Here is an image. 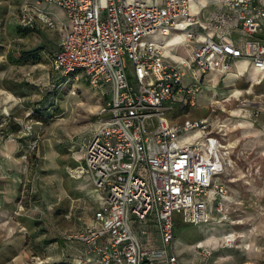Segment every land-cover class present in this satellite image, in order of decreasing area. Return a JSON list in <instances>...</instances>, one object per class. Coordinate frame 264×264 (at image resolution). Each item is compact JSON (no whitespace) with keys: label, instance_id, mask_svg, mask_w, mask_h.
<instances>
[{"label":"built area","instance_id":"2783aa9c","mask_svg":"<svg viewBox=\"0 0 264 264\" xmlns=\"http://www.w3.org/2000/svg\"><path fill=\"white\" fill-rule=\"evenodd\" d=\"M41 2L56 4L68 21L50 55L52 69L110 89L77 167L76 178L87 174L103 201L93 223L65 236L82 244L75 248L74 264H180L174 250L176 218L195 225L227 217L221 177L232 150L223 134L224 116L171 121L167 113L176 108L172 102L178 109L195 105L202 76L226 73L235 59H248L264 74V44L256 36L264 0H224L226 10L210 19L215 36L199 29L200 13L191 0H26L19 7L21 28H33L37 21L55 28L53 15L39 7ZM234 28L239 38L230 35ZM165 37L192 43L189 57L167 59ZM235 92L227 103L241 118L256 122L264 114V94L251 87ZM217 109L228 110L225 104ZM9 116L4 111L0 127ZM235 240L227 234L223 246L232 247ZM196 253L201 261L193 264H206L211 256L201 243Z\"/></svg>","mask_w":264,"mask_h":264},{"label":"rangeland","instance_id":"374dc122","mask_svg":"<svg viewBox=\"0 0 264 264\" xmlns=\"http://www.w3.org/2000/svg\"><path fill=\"white\" fill-rule=\"evenodd\" d=\"M24 1L0 0V110L3 116L8 107L10 122L20 125L13 134L20 140L18 164L14 167L21 172L20 193L10 217V245L0 250V260L4 253L10 254L11 264H72L62 261L76 248L65 236L90 225L97 204L102 202L87 174L76 178L77 167L83 162L81 142L97 128V110L110 96V89L92 87L81 77L76 80L60 76L52 69L50 55L65 33L67 17L56 4L41 2L39 7L53 15L55 28L38 22L33 28L23 29L18 24V13ZM148 2L159 4V0ZM170 39H163L170 43L165 49L167 56L172 55L175 61L176 54H187L182 41ZM8 52L23 53L25 62L11 64ZM230 74L231 69L204 74L195 105L178 109V104L172 102L176 108L167 113L171 121L224 116L227 129L223 134L232 150L230 165L221 177L227 190V217L214 216L209 223L195 225L176 218L174 250L180 264L201 261L196 253L200 241L211 250L206 264H264V136L259 125L264 117L249 123L234 105L227 103L229 92L241 88L230 84ZM245 76L235 82L245 81ZM189 78L185 76V84ZM251 79L253 83L260 79L262 87L256 90L263 93L264 74L257 72ZM13 88L16 94L8 91ZM220 104L228 110H213ZM235 119L245 124L240 126ZM26 125L31 129L25 130ZM79 184H86L85 189ZM227 234L236 237L232 247L223 246ZM153 237L159 242L158 234Z\"/></svg>","mask_w":264,"mask_h":264},{"label":"crops","instance_id":"0c3cea01","mask_svg":"<svg viewBox=\"0 0 264 264\" xmlns=\"http://www.w3.org/2000/svg\"><path fill=\"white\" fill-rule=\"evenodd\" d=\"M146 1H151V0H146ZM162 0H159V3H161ZM192 6H193V10H199V17L201 20V26L199 27V29H201V31L207 35L210 36H215V33H217V31H215L213 25L210 23V19L214 18L215 16H217L218 14L224 12L226 10V6L224 5V0H192ZM39 23H41L40 21H37L36 25ZM221 31V30H220ZM230 35L235 37V38H239L240 32L238 31L237 28L232 29L231 31H229ZM256 36L261 40V42L264 44V19L262 22V29L259 31V33L256 34ZM204 37H200L199 40H202ZM170 40H176L179 42V40H177L176 38H172ZM183 45L186 47L187 49V54L183 55V57H181L179 54H176L177 57L173 58L176 62L181 61L183 58L186 59L187 57H189L190 55V51L191 48L193 46L192 43L190 42H182ZM169 41L167 43L166 47H169ZM164 49V51H165ZM166 54V53H165ZM172 55H169L167 57V59L172 60L171 57ZM230 69H231V74L229 75V79H230V84L231 85H237L240 86L241 88H237V90H242L243 88H247V87H251L255 92L259 93L256 88L257 87H262L261 86V82H259V80L261 79H257L255 83L252 82V76L257 75V72L260 73L258 70H256L252 64L250 63V61L248 59H235L231 62L230 64ZM212 75H214V73H211ZM245 74L246 76L244 77L245 81L242 82H235V80L237 78H239V76ZM260 75H262L260 73ZM255 79V78H254ZM222 86L226 87L227 84H223ZM14 89V88H13ZM9 89L8 91L10 93L16 94L13 91H16L15 89ZM234 92H229L230 94H228V97L232 98L234 96ZM236 93V92H235ZM262 93V92H260ZM264 94V92L262 93ZM231 95V96H230ZM19 97V96H18ZM225 97V96H223ZM227 98V97H226ZM230 98H227L228 100ZM12 102V101H11ZM10 104H13L14 102H12ZM7 111L10 115V109H8V107H5V110ZM2 111L0 110V120L1 118H3L2 116ZM264 117V114H262ZM11 116H9L10 118ZM179 121V120H178ZM249 123H252V121H249ZM257 122H254L252 124H255ZM261 126V132L264 129V122L261 124H259ZM3 131V139L0 141V250L1 252H3L6 248L10 245L9 241L11 239V221H10V217H11V212L14 210L12 209V207L15 205V201L19 196V190H20V176H21V172L14 166H16V164H18V154H19V143L20 140L18 138H16L17 136H15L13 132H4V129L1 130ZM262 136H263V132H262ZM18 139V140H17ZM88 139V138H87ZM86 139V140H87ZM86 140H83L81 142L82 146V158L84 155V144L86 142ZM19 150V151H18ZM19 158V157H18ZM82 187H86V184H79ZM96 190V189H95ZM82 194H86L84 191H82ZM99 192V191H98ZM103 201V196L102 194L99 192L98 193ZM102 204V202H101ZM100 204V205H101ZM100 205L97 204L96 208H98ZM91 223H93V218L91 220ZM209 244V243H208ZM82 244L80 242H76L74 243V247H81ZM75 251L72 252H67L66 253V258H64L62 261H68V262H72V264H74V260L73 258H75L77 251L76 249H74ZM4 256L3 259L0 260V264H11V261L9 259L10 254H2ZM15 255H19V254H15ZM62 255V254H61ZM72 257V258H71ZM16 258V257H15ZM91 261H88L86 264H89ZM96 262V261H94Z\"/></svg>","mask_w":264,"mask_h":264},{"label":"trees","instance_id":"16d2710c","mask_svg":"<svg viewBox=\"0 0 264 264\" xmlns=\"http://www.w3.org/2000/svg\"><path fill=\"white\" fill-rule=\"evenodd\" d=\"M18 54L19 55H17L16 53H13V52L7 53V58L11 64H22L25 62V60H26L25 55L21 52H18ZM10 119H11V117H10ZM3 129H4V132L5 131L6 132H13V131L19 130L20 125L18 123H14L13 121L10 122V120H9L8 124ZM151 232H153V231L151 230Z\"/></svg>","mask_w":264,"mask_h":264},{"label":"bare ground","instance_id":"6f19581e","mask_svg":"<svg viewBox=\"0 0 264 264\" xmlns=\"http://www.w3.org/2000/svg\"><path fill=\"white\" fill-rule=\"evenodd\" d=\"M191 4H192V0H191ZM235 121H236L237 124L240 125V126L243 125V124H245L243 121H241V120H239V119H235ZM240 126H239V127H240ZM234 127H236V126L234 125ZM198 243H202V242L200 241V242H198ZM208 243L210 244L211 242L209 241Z\"/></svg>","mask_w":264,"mask_h":264}]
</instances>
